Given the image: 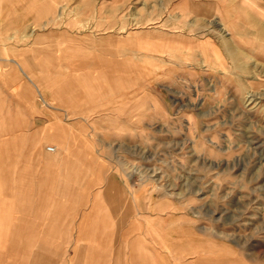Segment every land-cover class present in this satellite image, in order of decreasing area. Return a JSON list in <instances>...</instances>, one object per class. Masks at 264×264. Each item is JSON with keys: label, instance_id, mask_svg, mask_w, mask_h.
Here are the masks:
<instances>
[{"label": "rangeland", "instance_id": "rangeland-1", "mask_svg": "<svg viewBox=\"0 0 264 264\" xmlns=\"http://www.w3.org/2000/svg\"><path fill=\"white\" fill-rule=\"evenodd\" d=\"M0 217L49 264H264V0H0Z\"/></svg>", "mask_w": 264, "mask_h": 264}, {"label": "crops", "instance_id": "crops-1", "mask_svg": "<svg viewBox=\"0 0 264 264\" xmlns=\"http://www.w3.org/2000/svg\"><path fill=\"white\" fill-rule=\"evenodd\" d=\"M25 194L27 195V193H25ZM0 220H1V217H0ZM25 224H26L25 226H28L27 224L32 225V223H29V222H26ZM36 224L33 225L34 230H38L37 227H36ZM43 228H45V226ZM13 231H14L13 232V237L11 238L9 236V234H10L9 233V228L7 227L6 223L3 224L2 221L0 222V248L4 249V246L6 245V243H9L10 239H11V242L17 241V243L18 242L21 243V241L23 243L24 242L28 243L31 240L32 242L36 243L35 247H33L36 251L33 254H31V251L29 252L31 254L30 255L31 257L29 258V264H49L50 260L48 259L46 261V259L43 256H41L40 254H41V251L45 247L44 246V241L46 243H48V241L51 240V238H52L51 236L56 234V230L55 229L54 230L52 229L49 232L42 230L41 231L42 234L40 233V235H38L37 237L34 236V238H28L27 237L28 234L25 233V232H24L25 233L24 236H22L23 234L21 233V231H19L18 228L14 229ZM29 235H32V234H29ZM133 246H134V244H132V247ZM22 251H23L24 254L28 253V250L26 249V247H24ZM12 254H14V253L10 252L8 249L3 250L2 253H1V250H0V264H15V262L12 261V259L14 257ZM101 256L104 257L102 254H100L99 259H101ZM28 257L29 256H26V259ZM130 258H131V260L133 262H135L137 259H138V261L141 259V257L136 255L135 249L131 250ZM23 259H25V256H23ZM27 261H28V259H27Z\"/></svg>", "mask_w": 264, "mask_h": 264}, {"label": "built area", "instance_id": "built-area-1", "mask_svg": "<svg viewBox=\"0 0 264 264\" xmlns=\"http://www.w3.org/2000/svg\"><path fill=\"white\" fill-rule=\"evenodd\" d=\"M47 153L52 154L55 152L54 148L48 147L46 148Z\"/></svg>", "mask_w": 264, "mask_h": 264}, {"label": "bare ground", "instance_id": "bare-ground-1", "mask_svg": "<svg viewBox=\"0 0 264 264\" xmlns=\"http://www.w3.org/2000/svg\"><path fill=\"white\" fill-rule=\"evenodd\" d=\"M222 30V29H221ZM225 31V30H224ZM222 34V33H221ZM102 257V256H101Z\"/></svg>", "mask_w": 264, "mask_h": 264}]
</instances>
